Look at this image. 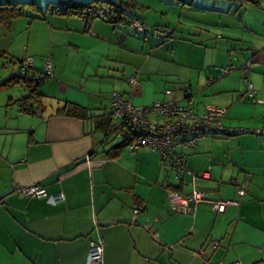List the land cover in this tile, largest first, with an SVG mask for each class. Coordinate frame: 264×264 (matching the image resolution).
<instances>
[{"label":"crops","instance_id":"obj_1","mask_svg":"<svg viewBox=\"0 0 264 264\" xmlns=\"http://www.w3.org/2000/svg\"><path fill=\"white\" fill-rule=\"evenodd\" d=\"M33 1L0 23V56L16 66L0 84L13 75L45 77L36 101H20L29 93L24 83L0 87V264H85L90 239L99 237L104 264H264V135L253 132L264 130V0L132 2L130 15L150 30L173 29L164 40L128 21L87 23L52 11L59 0ZM27 57L33 66L23 69ZM228 65L234 71L221 77ZM248 82L263 102L248 96ZM115 91L138 106L172 97L199 114L207 104L229 108L228 134L201 136L185 158L192 172L210 168V178L180 177L147 146L116 152L122 142L104 143L98 118L111 114ZM73 106L87 116L70 113ZM92 152L94 162L83 164ZM33 183L63 192L65 201L14 191ZM193 190L240 204L224 213L207 202L193 215L174 211L168 192Z\"/></svg>","mask_w":264,"mask_h":264},{"label":"built area","instance_id":"obj_2","mask_svg":"<svg viewBox=\"0 0 264 264\" xmlns=\"http://www.w3.org/2000/svg\"><path fill=\"white\" fill-rule=\"evenodd\" d=\"M131 26L136 31L144 32L146 35L160 40L171 32L170 29L155 27L153 33L150 34L152 30L147 29L139 19H134ZM32 66L33 58L31 57L22 63V67L25 69ZM234 69L233 65L222 67L220 69L221 77L233 72ZM45 70L47 74L51 75L52 63L50 59L46 61ZM137 82L136 75L129 80L131 85ZM171 93V90H166V95L171 96ZM257 93L253 84L248 82V96L251 99L254 98L256 102H263L256 98ZM37 111L41 114L39 108ZM228 111L227 107L207 104L204 113L199 114L190 106H181L172 97L167 100H156L151 106H138L134 105L130 94L124 95L118 91L113 93L111 101V112L117 118V129L114 135L124 141L127 140L128 148L132 151H136L142 146L156 151L161 157V162L176 169L180 177L186 173L191 174L192 182L199 178H210V168L200 174L190 171L185 163L187 153L196 149L198 139L202 135L220 136L228 131L223 123V119L228 116ZM253 132L264 135L262 129H256ZM93 158L94 153L92 152L82 163L91 165L94 162ZM246 189L245 183L237 187V194L240 198L246 195ZM14 191L22 197L49 198L54 203L63 202L66 199L63 192L51 195L47 188L39 183L27 186L14 184ZM168 198L174 211L192 215L197 206L203 202L209 203L216 213H224L229 206L240 204V198L221 199L214 197L211 193L196 190L186 195L169 191ZM138 211L139 208L136 207L135 212ZM89 244L90 252L85 264H104L105 242L103 238H91Z\"/></svg>","mask_w":264,"mask_h":264},{"label":"trees","instance_id":"obj_3","mask_svg":"<svg viewBox=\"0 0 264 264\" xmlns=\"http://www.w3.org/2000/svg\"><path fill=\"white\" fill-rule=\"evenodd\" d=\"M132 0L129 1H112V0H91V1H76V0H59L57 3H54L52 11L60 13L62 15H77L83 18L87 23H92L96 19H103L108 22L118 24L128 21L130 26L134 19L142 20L136 16H131L129 11L132 7ZM180 5L183 3L180 2ZM35 6V2L33 0L30 1H19V0H0V23L9 24L11 21L21 15L24 14V9L26 7ZM36 7V6H35ZM144 24V22H142ZM132 27V26H131ZM162 27V26H157ZM133 28V27H132ZM147 29H149L146 26ZM165 29H170L171 32L167 35V37L161 39H167L168 37L172 38L173 29L169 27H163ZM134 29V28H133ZM135 30V29H134ZM150 30V29H149ZM153 30V29H151ZM140 32V31H138ZM155 38V37H154ZM160 40V39H159ZM23 63V61L21 62ZM23 68V67H22ZM31 68V67H29ZM26 68V69H29ZM25 69V68H24ZM46 73V71H45ZM48 76L49 74L46 73ZM45 79L43 78H29L24 75H13L7 80H4L0 87H7L14 84L24 83L28 88V95L20 99V101H31L37 100L39 97V93L37 92V87L42 83ZM28 103V102H26ZM22 106H30V108L25 107L26 111H32V104L29 103L26 105L25 103L21 104ZM70 113L73 115H77L80 117L87 116V110L85 108L73 106L70 108ZM66 112V111H65ZM67 114H69L67 112ZM99 121L100 127L103 131H105V139L104 143L109 139V137L114 136L116 132L117 126L116 122L113 121V114L100 116ZM115 118V117H114ZM227 135L228 132L225 131L222 135ZM206 135V134H204ZM202 135V136H204ZM218 137V136H217ZM124 145L128 147L127 140H123L122 144L117 145L113 149L118 151L121 146Z\"/></svg>","mask_w":264,"mask_h":264},{"label":"rangeland","instance_id":"obj_4","mask_svg":"<svg viewBox=\"0 0 264 264\" xmlns=\"http://www.w3.org/2000/svg\"><path fill=\"white\" fill-rule=\"evenodd\" d=\"M19 1H30V0H19ZM37 1V3H46L47 2V0H36ZM76 1H91V0H76ZM112 1H120V0H112ZM124 1H129V0H124ZM138 1H140V2H142V3H144L143 2V0H132V2L135 4V2H138ZM177 4V3H176ZM46 5V4H45ZM136 9H137V7H136ZM137 11H139V9H137ZM174 15H172L170 18L171 19H174ZM153 28V30L152 31H150V34L151 33H153V31H154V27H152ZM142 33H144V32H142ZM145 34V33H144ZM146 35V34H145ZM149 36V35H148ZM150 37V36H149ZM152 37V36H151ZM27 58H29V57H27ZM26 58V59H27ZM5 59V58H4ZM25 59V60H26ZM7 62V63H6ZM4 63H6V67H4ZM21 66V65H20ZM13 67H16L14 64H11V62H9V59L7 58V60L5 59L4 61L2 60V57L0 56V79H1V75H2V73H5L7 70H9V69H11V68H13ZM24 69V68H23ZM136 72H137V70H136ZM138 73V72H137ZM136 75V74H135ZM132 76H134V75H132ZM131 76V77H132ZM8 76H6L5 78H7ZM130 77V78H131ZM136 77H137V75H136ZM5 78H2V80L3 79H5ZM130 78H129V80H130ZM2 80H0V82L2 81ZM10 88V87H9ZM26 87L24 86V85H20V86H15V88H13V89H15V90H17L18 89V91L19 90H23V89H25ZM6 90H8V89H6ZM4 92V91H3ZM118 92H120V91H118ZM165 95H166V90H165ZM0 94H2V93H0ZM249 98V97H248ZM255 101V99L253 98V102ZM256 102V101H255ZM154 103V101L151 103V104H148V105H146V106H151L152 104ZM134 105H136L135 103H134ZM153 118H154V116H153ZM114 121L116 122L117 121V118L115 117V119H114ZM111 140H112V142L113 143H120V142H122L123 141V139L122 138H120V137H116L115 135L114 136H111Z\"/></svg>","mask_w":264,"mask_h":264}]
</instances>
